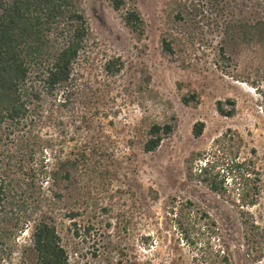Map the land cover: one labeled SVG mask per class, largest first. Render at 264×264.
<instances>
[{
  "label": "rangeland",
  "instance_id": "374dc122",
  "mask_svg": "<svg viewBox=\"0 0 264 264\" xmlns=\"http://www.w3.org/2000/svg\"><path fill=\"white\" fill-rule=\"evenodd\" d=\"M127 3L143 20L140 31L109 0H81L88 58L43 106L47 168L75 163L69 181L54 183L61 201L50 205L70 264H264V0ZM110 60L121 70L107 72ZM229 101L233 115H220L218 103L229 112ZM154 124L173 130L146 153ZM226 134L236 140L233 155L256 168L253 207L242 206L232 179L217 194L186 177L190 155L212 151ZM173 199L193 202L215 223L207 248L181 240Z\"/></svg>",
  "mask_w": 264,
  "mask_h": 264
},
{
  "label": "trees",
  "instance_id": "16d2710c",
  "mask_svg": "<svg viewBox=\"0 0 264 264\" xmlns=\"http://www.w3.org/2000/svg\"><path fill=\"white\" fill-rule=\"evenodd\" d=\"M109 3L122 14L128 29L140 31L143 20L127 0ZM90 40L81 0H0V264H70L50 205L61 201L54 183L69 181L75 163L63 161L49 170L43 155L49 142L42 140L38 130L44 124L46 99L72 82L75 67L88 58ZM163 45L171 51L165 40ZM116 61H108L104 69L120 71L122 64ZM182 101L189 104L188 98ZM228 103L229 112L218 103L220 115H233L234 102ZM172 130L169 124L152 125L144 152L157 150ZM203 131L202 122L193 126L194 136ZM235 143L226 134L215 141L212 151L192 153L186 177L217 194L224 193L227 178L232 179L241 187L242 206L253 207L260 197V181L253 164L233 155ZM169 215L184 243L197 250L209 246L216 225L193 202L173 199Z\"/></svg>",
  "mask_w": 264,
  "mask_h": 264
}]
</instances>
